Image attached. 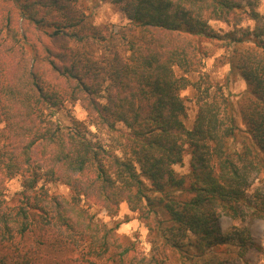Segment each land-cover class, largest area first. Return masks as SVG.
I'll use <instances>...</instances> for the list:
<instances>
[{"label": "trees", "instance_id": "1", "mask_svg": "<svg viewBox=\"0 0 264 264\" xmlns=\"http://www.w3.org/2000/svg\"><path fill=\"white\" fill-rule=\"evenodd\" d=\"M79 1L0 0V264L161 263L139 259L119 223L101 221L85 200L112 216L126 202L176 264L264 257L251 230L264 219L261 0H109L129 20L117 30L94 23ZM212 20L235 28L221 33ZM206 40L229 52L225 63L246 83L240 121L224 86L202 73L213 53ZM68 102L87 119L63 124L56 113ZM17 176L23 189L10 197ZM222 215L240 224L222 230Z\"/></svg>", "mask_w": 264, "mask_h": 264}, {"label": "rangeland", "instance_id": "2", "mask_svg": "<svg viewBox=\"0 0 264 264\" xmlns=\"http://www.w3.org/2000/svg\"><path fill=\"white\" fill-rule=\"evenodd\" d=\"M79 8L85 14L91 16L92 21L97 25H107L109 29L117 30L121 25L127 24L129 20L126 16L117 9L109 0H80ZM260 13L264 14V0H261L258 6ZM18 24V22H17ZM21 25V23H20ZM211 25L219 32L224 33L235 28L233 22H224L220 20H212ZM240 26H254V22L250 20L243 21ZM213 49V53L204 59L202 73H207L211 80L215 83L223 85L226 92L230 95L236 107V115L238 120L239 115V100L246 91L245 81L237 74L231 71L230 64L225 63L224 57L229 52L222 47H217L211 44L210 41H204ZM99 53V52H98ZM196 80L199 78V73L193 75ZM188 107V116L186 118V125L191 128L194 124L197 114L198 106L196 105V90L189 87L182 92ZM57 118L63 123L68 124L70 117L75 116L78 119H87V111L80 102H68L65 106L59 108L56 113ZM240 121V120H239ZM0 126L2 123L0 122ZM96 137L103 143L112 145L114 138L105 132L98 131L92 127ZM190 154L184 156L183 164L175 165V169L180 173H187L189 171ZM47 186L55 192H60L69 195L71 190L63 183H47ZM23 189L21 177L17 176L7 180V192L10 197ZM84 204L89 208L90 212L95 214L101 221L106 222L110 226H115L119 223L117 229V236L120 240H130L135 242V249L139 259L152 258L161 261L160 264H176L171 257H167V252H162L161 240L150 232L146 223L141 219L138 211H132L126 202L120 204L118 213L115 216L108 214L107 210L102 207L100 203L93 200H85ZM217 223L222 230H228L233 225L240 224V221L233 220L227 216H219ZM253 235L261 241L264 246V219H257L251 224ZM224 248V247H223ZM235 264H264V257H259L254 254L249 258L248 262L237 261Z\"/></svg>", "mask_w": 264, "mask_h": 264}]
</instances>
